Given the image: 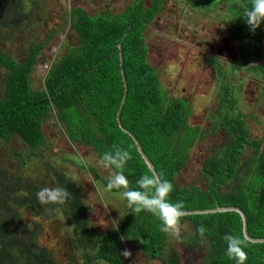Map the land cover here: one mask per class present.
I'll use <instances>...</instances> for the list:
<instances>
[{"label":"trees","instance_id":"trees-1","mask_svg":"<svg viewBox=\"0 0 264 264\" xmlns=\"http://www.w3.org/2000/svg\"><path fill=\"white\" fill-rule=\"evenodd\" d=\"M145 2L133 0L121 10L95 13L82 5L72 6L70 22L78 40L51 65L40 89L34 88L33 75L40 54L53 35L45 43L34 41L24 60L0 49L3 77L0 138L10 141L13 136H18L32 151L39 150L46 146L44 125L53 112L73 143L93 147L100 158L113 147L129 150L132 158L124 171L129 188L138 187L136 181L140 176L154 173L140 154L135 140L118 123L117 115L126 88L123 68L128 91L120 115L122 124L139 139L159 176L174 185L169 199L174 203L183 202L185 211L240 207L247 216L249 234L264 238V142L251 136L244 115H228V129L236 138L220 153L205 159V189L198 185L182 186L177 181L190 160L192 147L203 137V132L190 123V100L184 96H171L161 80L159 68L150 61L146 30L166 2L153 0L149 7ZM253 2L250 0L248 4L251 6ZM1 8L7 11L0 13V33L4 35L5 29L14 31L25 18H30L25 0H0ZM242 20L234 19L246 31L248 25ZM246 34L257 45L242 48L240 55L245 62L250 56L249 49L258 50L256 55H259L262 44L259 34L252 31ZM120 43L122 50L118 46ZM261 70L264 71V66ZM220 76L224 81L225 73ZM221 94L222 97L225 94V99L232 98L230 90L224 89ZM246 152L248 155L244 157ZM50 169L56 173L52 165L48 166ZM92 172L101 178L94 169ZM56 178L58 186L71 193L69 200L57 207L63 213L67 210L65 215L68 214L67 219L79 236L78 246L94 247L90 259L129 264L122 250L123 243L135 245L148 256L154 254L153 251L160 254L167 245L169 234L161 231L156 217L146 211L135 214L129 208L119 225L111 227L95 244L87 221L88 207L75 180L62 172H57ZM11 180L14 178L6 175V184L0 191V210L4 205L7 212L5 215L0 211V264H55L51 250L37 245L39 230L23 224L21 204L8 188ZM102 181L106 185L107 180ZM19 198L30 206L32 198L27 191ZM186 222H190L195 231L191 243L202 242L206 249L201 264H234L226 255L223 236L232 233L245 237L239 212L187 214L182 217V223ZM200 227L205 230L203 236ZM247 241L246 264H264V242Z\"/></svg>","mask_w":264,"mask_h":264},{"label":"rangeland","instance_id":"rangeland-1","mask_svg":"<svg viewBox=\"0 0 264 264\" xmlns=\"http://www.w3.org/2000/svg\"><path fill=\"white\" fill-rule=\"evenodd\" d=\"M132 1L25 0L30 18H25L22 26L19 24L14 31L8 28L6 35L0 33V49L24 60L34 41L45 43L53 35L41 52L33 75V86L40 89L51 65L78 40L70 22L72 6L82 5L95 13L118 11ZM165 2L146 30L149 58L159 68L169 94L190 100V123L203 132V137L192 147L190 160L177 181L182 186L198 185L205 189V159L220 153L236 138L228 129V115H244L251 136L264 142V71L261 70L264 66V25L255 31L262 38L259 55H256L258 50L249 49L250 60L248 57L245 62L240 55L242 48L257 44L246 34L251 32L249 26L246 24L248 30L244 31L234 19L250 7V0H217L214 4L205 0ZM152 3L153 0H146L145 6ZM2 12L7 11L1 8ZM258 66L260 69L256 70ZM220 73H225L224 81ZM2 78L0 72V90ZM224 89L230 90L231 99H225V94L222 97ZM44 135L46 146L35 151L18 136H13L10 141L0 138V191L6 184V175L12 176L14 180L8 188L21 204L22 222L39 230L37 245L51 250L55 264H109L102 259H90L94 255L91 245L88 248L78 246L79 236L69 223L68 214L65 215L67 210L63 208V213L57 205H51L48 207L53 211H45L35 193L42 187H57V172L71 176L88 207V226L97 244L102 235L118 226L128 212L124 189L109 191L102 181L108 180L115 171L100 164L101 158L93 147L73 143L53 112L45 122ZM247 155L248 152L244 157ZM50 165L56 173L48 170ZM26 191L32 198L30 206L19 198ZM4 195L12 197L11 194ZM4 207L0 211L6 215ZM194 234L191 223L186 222L181 224L180 238L169 235L167 245L158 255L153 251L154 254L148 256L129 243H123L122 250L124 254L128 252L125 255L129 264H201L206 249L202 242L191 243Z\"/></svg>","mask_w":264,"mask_h":264},{"label":"clouds","instance_id":"clouds-1","mask_svg":"<svg viewBox=\"0 0 264 264\" xmlns=\"http://www.w3.org/2000/svg\"><path fill=\"white\" fill-rule=\"evenodd\" d=\"M239 18H243L249 29L255 32L264 24V0H254ZM131 158L130 151L121 147H113L103 152L100 164L106 169H115L107 180L106 189L109 191L124 189L123 197L132 213L150 212L160 221L161 231L179 239L185 210L183 202L174 203L169 199L174 185L161 176L145 173L136 181L138 187L129 188V180L124 170ZM35 196L39 204L45 207V211L51 212L53 209L48 206L63 205L69 200L71 193L62 186L42 187L36 191ZM204 231L203 227L199 228L201 236L204 235ZM223 240L227 246L226 255L234 261V264H246L247 239L241 235L227 233L223 236Z\"/></svg>","mask_w":264,"mask_h":264},{"label":"water","instance_id":"water-1","mask_svg":"<svg viewBox=\"0 0 264 264\" xmlns=\"http://www.w3.org/2000/svg\"><path fill=\"white\" fill-rule=\"evenodd\" d=\"M118 46H119L120 50H122V44L120 43V44H118ZM120 59H121V66L123 67V54H122V52H120ZM122 73H123V79H124L126 88H125V95H124V97H123V99L121 101V104H120V107H119V111H118V115H117L119 126H120L121 129H123L126 133H128L135 140L136 145L138 147V150H139L140 154L142 155L143 159L145 160V162L147 163L149 168L152 170L154 175L159 176L154 163L151 161L149 156L144 151L139 139L129 129H127L122 124L120 115H121L123 106L125 104V101H126V98H127V91H128L127 81H126V77H125L123 68H122ZM223 211H237V212H239L241 214L242 220H243V233H244V236L248 240L253 241V242H264V238H255V237H252L249 234V232H248V224H247V216H246L245 212L240 207H237V206H219V207H216V208H209V209H202V210H188V211H185V215H187V214H198V213H209V212H223Z\"/></svg>","mask_w":264,"mask_h":264},{"label":"crops","instance_id":"crops-1","mask_svg":"<svg viewBox=\"0 0 264 264\" xmlns=\"http://www.w3.org/2000/svg\"><path fill=\"white\" fill-rule=\"evenodd\" d=\"M204 1V0H203ZM217 1V0H216ZM205 2H207L208 4H211V3H213L214 4V2L215 1H213V0H205ZM216 3V2H215ZM218 4V3H217Z\"/></svg>","mask_w":264,"mask_h":264},{"label":"bare ground","instance_id":"bare-ground-1","mask_svg":"<svg viewBox=\"0 0 264 264\" xmlns=\"http://www.w3.org/2000/svg\"><path fill=\"white\" fill-rule=\"evenodd\" d=\"M220 1V0H219ZM259 67V66H258ZM73 244V243H72ZM150 255V254H149Z\"/></svg>","mask_w":264,"mask_h":264}]
</instances>
